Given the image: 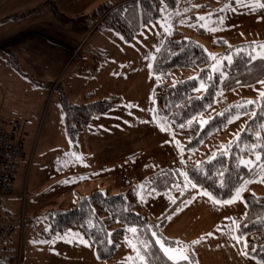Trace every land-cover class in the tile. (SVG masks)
<instances>
[{
    "label": "rangeland",
    "instance_id": "374dc122",
    "mask_svg": "<svg viewBox=\"0 0 264 264\" xmlns=\"http://www.w3.org/2000/svg\"><path fill=\"white\" fill-rule=\"evenodd\" d=\"M105 1L55 2L58 12L65 18L58 19L54 12L52 17L49 12V17H52L49 19H53L54 23L42 24L50 35L63 38L65 60L56 75L51 73L45 81H35L41 84L39 87L30 83L32 77L29 76H34L35 73L28 72L29 69L24 64L20 65V59L13 58L8 51L0 48V117L8 129L11 122L18 123L17 135L23 142V153L15 175L18 196L12 198L11 204L12 217L19 220L15 224L10 243L6 245L12 249L15 257L5 264H132V256L136 254L130 235L119 242L116 253L107 261H98L90 246L88 249L72 247L77 244L78 237L72 231L50 240L42 236V232L49 226L48 211L71 204L69 200L73 199V189L79 185L73 182V177L69 174L61 177L64 172L56 166L61 158L60 154L71 146L63 132L62 114L58 105L59 90H64L70 101L80 102V89L84 86L96 87L99 83L104 87L97 88L91 100L114 94L120 95L123 101L104 115V118L91 121L89 126V132L95 137L98 145L106 135V162L111 168L103 171V175L108 177L105 180L107 185L103 189L110 194L118 192L121 185L141 186L149 173L146 172L140 177L134 170V167L141 163L154 165L153 162L166 160L175 168L182 169L187 163L198 162L208 156L210 151L224 149L227 143L239 136L251 116V112L244 111L243 107L264 93V77L252 85L238 86L229 91L218 89L212 104L198 116V121L203 125L215 115L231 111L224 130L217 135L214 142L202 144L195 151L185 150L184 141L176 133L175 127L171 125L173 135H169V131H165L156 121L151 100L153 86L160 81L159 76L152 74L150 70L153 57L164 37L171 31V25L165 18L168 7L162 4L159 18L144 26L130 42H124L113 30L96 28L103 17L84 34L73 28V19L89 13ZM11 2L13 0H2L1 8L9 6ZM188 2L205 4V7L194 8V17L185 18L179 28L187 39L201 44L209 54L210 76L220 72L224 61H229L232 54L239 50H251L255 57L264 55V49L260 47L264 45V7L259 6L262 4L260 1L184 0L182 7ZM220 10L222 14L214 15ZM44 14L46 11L42 13ZM201 17L204 19H200ZM95 49L108 59H118L117 63H122L121 65H124L120 62L123 59L125 65L105 67L104 71H100L99 76L93 77L92 80L84 74L76 73L90 61L88 51ZM78 53L82 59L74 60ZM45 56L48 57V52ZM48 61L51 59L48 58ZM200 68L174 70L171 76L172 79L183 76L197 80L195 93L199 95L206 88L199 75ZM19 72L29 76L23 75L22 79ZM115 75L122 77L125 82L123 87L118 84ZM131 134L138 141L144 138L140 142L139 153L133 165L120 161L124 155L122 149H127ZM257 155L258 153L254 152L242 157L240 163L251 166L257 161ZM99 157L97 154L96 158ZM126 180L134 182L126 184ZM260 180L261 176L246 183L242 189L264 194V182ZM194 188L196 191L193 199L182 207H175L165 225L159 229L162 237L157 239L166 237L167 241L162 239L165 246L173 250L169 253L162 251L169 259L172 256L176 260H180L181 254L189 258V254L193 253L196 261L192 264H235L238 249L244 255L243 243L236 235V225L244 210L241 196L237 197L236 192L231 199L219 202L205 191ZM149 196L142 199L139 193L152 217H159L172 204V200L159 194L153 196L149 193ZM208 198L218 202L220 209L224 208L225 212L215 209ZM219 214L220 219L217 220ZM198 232H202L200 240L197 239ZM194 241L198 243H193ZM249 259L248 264H259Z\"/></svg>",
    "mask_w": 264,
    "mask_h": 264
},
{
    "label": "trees",
    "instance_id": "16d2710c",
    "mask_svg": "<svg viewBox=\"0 0 264 264\" xmlns=\"http://www.w3.org/2000/svg\"><path fill=\"white\" fill-rule=\"evenodd\" d=\"M258 1L264 4V0ZM183 2L184 0H106L89 13L73 19V28L84 34L103 17L96 28L113 30L124 42H130L144 26L159 18L162 4L168 7L165 18L171 25V31L162 40L151 65L152 73L160 78L152 89L153 113L160 123L175 127L184 141L185 150L195 151L202 144L216 140L231 114V111H224L203 125L199 123L198 116L212 104L216 91H229L258 82L264 77V59L253 56L251 50L242 49L234 52L229 61H224L220 72L210 76L209 54L201 44L187 39L179 28L185 18L194 17V8H203L205 4L188 2L182 7ZM49 4L58 19L65 18L51 1ZM215 14H222V10ZM88 57L90 61L78 69V72L92 74L100 64L108 61L105 55L95 51H88ZM78 58L82 59L80 53L74 60ZM188 67H201L199 75L206 88L199 95L195 93L197 80L183 76L172 79V71ZM90 95L91 92H85L82 101L73 102L66 97L64 90H59L58 105L62 113L63 132L74 148L77 147L78 135L85 132L92 119L107 113L121 101L117 95L98 100H91ZM243 110L250 111L251 116L239 136L227 143L224 149L210 151L208 156L198 162L187 163L183 173L169 169L154 172L146 186L152 192L161 190L172 200L169 208L159 217L151 216L135 185L112 194L105 190H94L85 196L77 195L66 207L48 211L49 226L42 232V236L50 240L72 231L93 248L98 261H107L116 253L119 242L130 235L136 250V254L132 256V264H174L156 240L162 237L159 229L167 222L170 212L189 196L190 186L205 191L221 202L231 199L240 191L244 210L237 222L236 234L243 243L244 255L264 264V194L242 189L246 183L262 175L260 165L264 164V96L249 103ZM254 152L261 157L259 161L251 166L240 163L242 157ZM186 182L185 191L175 199L180 186L186 185ZM11 219L14 223L19 220L15 217ZM162 239L167 241L166 237ZM4 250L0 264L15 257L10 247L6 246ZM177 261L178 264H192L196 257L191 253L187 260Z\"/></svg>",
    "mask_w": 264,
    "mask_h": 264
},
{
    "label": "crops",
    "instance_id": "0c3cea01",
    "mask_svg": "<svg viewBox=\"0 0 264 264\" xmlns=\"http://www.w3.org/2000/svg\"><path fill=\"white\" fill-rule=\"evenodd\" d=\"M1 1L2 0H0V10L2 9V12H0V48H2V50L8 51L13 58L20 59L21 61L20 65L24 64V66H26V68L29 69L28 72H34L35 73L34 76L32 75L29 76L28 74H25L23 72L22 73L19 72V73L21 74L20 76H22V79H23V75L32 77L30 83L39 87L41 84L36 83L35 81L36 80L45 81L46 78L51 73L56 75L59 72V69L61 68V66H63V62L65 60L64 51H63V48H64L63 38H59V36L50 35L48 32V29L43 28L45 25L42 24L43 22L46 24L54 23L53 19H49L54 16L52 13L53 11H51L52 7L49 4V1L52 2L55 9L57 10L55 2H58L60 0H13V2H11L9 6H5L4 8H1V5H2ZM44 11H46V14L42 15ZM49 12L50 14H52V17H49ZM3 28H6V29H3ZM96 49L89 50V51L98 52L96 51ZM47 52H48V57L46 58L45 55ZM48 58L51 59L50 62L48 61ZM107 60H108L107 62L100 64L98 69L92 74L80 73L76 70L75 71L79 75L84 74L89 80H92L93 77L97 75L99 76L100 71L103 72L105 67H109L110 65H116V66L118 65V67L125 65V61H123V59H121L120 62H123L124 65H121L122 63L121 64L117 63L118 59L114 57L112 59L107 58ZM15 65L16 67H18L17 64ZM16 74H17V71L15 72V78H16ZM114 77L116 78V81L118 82V84L121 87H123V84L125 82L124 80H122V77L118 75H115ZM97 85L98 86L96 87L95 85L93 87H90V86L82 87L80 89L81 97L85 92H91V95H90V99H91V97H93V94L95 93L97 88L104 87V85H101L99 83H97ZM117 96H120V95H117ZM119 98L121 99V97ZM151 100H152V97H151ZM122 103L123 101L121 99L120 103L115 105L108 112L115 109V107L119 106ZM107 113L94 117L92 122L95 119L104 118L105 117L104 115H106ZM155 119L159 124H161V127H163L165 131H169L168 132L169 135H173V132H171V129H173L171 128V125H164L160 123L156 117ZM0 120H2L1 117H0ZM1 124L2 126H5V124L2 123V121H1ZM89 126L87 127L85 132L78 135L77 140H76L77 147L74 148L72 147V145L69 146L68 150L60 154L61 155V158L59 160L60 163L58 162V164L56 165L57 168L62 169L64 172L60 175L61 177H66L69 174L73 177V182L75 181L79 183V185L75 186V188L73 189V199L69 200L70 202L75 200V197L77 195L85 196L94 190L107 191L106 189H103V188L104 186L107 185L105 183V180L108 177L107 175H103V171H107V169H110L111 167L106 162L107 150H108L107 142H106V135L105 137H103L104 140L102 138L101 143L98 145L95 137L93 138L92 134H90L89 132L90 131ZM131 136L132 137L127 141L128 143L127 149L125 148L122 149V151L124 152V155H122L123 158H121L120 161L121 162L126 161L127 163H130V165H133L137 158L136 156L139 153L138 150L140 147V142L141 140H144V138L138 141L137 138L133 136V134H131ZM97 154L100 155L99 159L96 158ZM153 163L154 165L152 163H145V164L141 163L139 164V166L134 167V170L139 173L140 177L146 172H149L148 175H146V179L142 183V185L141 186L136 185V187L139 190V193L141 194L142 199H145L146 197H150L149 196V193H150L153 196H156L159 194L165 197L166 199L171 200L170 198L166 197V195L161 190L152 192L151 190H149V187H147L146 184H148V182L151 181L154 172L157 170H163V169L178 170L179 172L183 173L184 168L177 169L173 166L172 163L168 164L166 160H163L160 162H153ZM18 169H19V164L17 167V171ZM15 175L12 179L13 194L5 199L0 200V216L10 221L12 220L11 219L12 217V211H11L12 198L15 196H18V190L16 188V182H15ZM124 182H126V184H129V183H133L134 180H128V181L126 180ZM185 184L186 185L180 186L175 196H178L185 191L187 182ZM133 185L134 184H132V186ZM98 186L100 187V189H97ZM128 186L130 185H126V186L121 185L118 191ZM195 191H196V188H194V186L191 185L189 196L186 199H184L181 202V204H179L176 207H182L186 205L188 202H190L193 199ZM208 199L210 200L213 207H215V209H220V206L219 204H217V202H214L210 198ZM220 211L225 212V209L221 208ZM219 219H220V214L217 220ZM15 224L16 223H14V226ZM14 230L11 232L8 239L4 243V249L6 245L8 246V243H10L11 238H12V233L14 232ZM200 233L202 232L197 233V235H199L197 238L198 240L201 239ZM76 242L77 244L73 245L72 247H75L77 249H79V246L82 247V249H88L89 247L88 243L85 242L80 237H76ZM236 261L237 262L235 264L250 263V259L246 255H243L240 249H238Z\"/></svg>",
    "mask_w": 264,
    "mask_h": 264
},
{
    "label": "built area",
    "instance_id": "2783aa9c",
    "mask_svg": "<svg viewBox=\"0 0 264 264\" xmlns=\"http://www.w3.org/2000/svg\"><path fill=\"white\" fill-rule=\"evenodd\" d=\"M4 127L0 120V200L12 195V179L16 174L23 153V142L18 137V123L11 122ZM14 223L0 216V260L4 243L14 230Z\"/></svg>",
    "mask_w": 264,
    "mask_h": 264
},
{
    "label": "snow or ice",
    "instance_id": "6c2138e0",
    "mask_svg": "<svg viewBox=\"0 0 264 264\" xmlns=\"http://www.w3.org/2000/svg\"><path fill=\"white\" fill-rule=\"evenodd\" d=\"M259 6H260V7H264V4H260ZM200 19H204V18L201 17ZM260 47H261L262 49H264V45H261ZM261 58L264 59V55H262ZM262 83H264V82H262ZM261 95L264 96V93H261ZM248 103H252V102L249 101ZM236 118H238V117H236ZM229 122H231V121H229ZM260 159H261V157H260L259 155H257L256 160L259 161ZM249 163H251V162H249ZM260 169H261V173H262L260 182H264V164H261V165H260ZM239 195H240V192L237 191V197H239ZM173 202H174V201H173ZM217 203H218V202H217ZM133 231H135V230L133 229ZM156 243H157V244L160 246V248H161L162 250H164L166 253H169L170 251H173V250H171V249H169V248H167V247L165 246V242H164L162 239H157V240H156ZM193 243H198V241H194ZM141 259L143 260V257H141ZM170 259H173L174 264H178V261H177L174 257L170 256ZM180 259L187 260L188 257H187L186 255H182V254H181V255H180Z\"/></svg>",
    "mask_w": 264,
    "mask_h": 264
}]
</instances>
